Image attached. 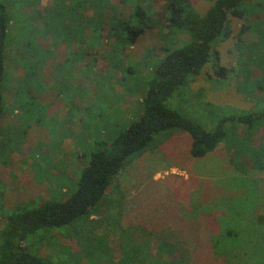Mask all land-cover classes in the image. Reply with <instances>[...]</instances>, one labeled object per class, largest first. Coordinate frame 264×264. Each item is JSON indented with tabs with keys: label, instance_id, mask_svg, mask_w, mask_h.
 <instances>
[{
	"label": "rangeland",
	"instance_id": "1",
	"mask_svg": "<svg viewBox=\"0 0 264 264\" xmlns=\"http://www.w3.org/2000/svg\"><path fill=\"white\" fill-rule=\"evenodd\" d=\"M5 1L9 12L18 16L11 22L9 39L30 37L38 29L41 38L39 44L34 42L38 57L29 59L38 63L35 79L27 76V59L19 47L6 50L0 230L17 207L37 206L75 191L77 170L88 159L84 156L137 115L147 72L161 58L160 49L180 46L187 39L179 28L146 29L124 50L119 69L115 67L120 60H111L106 29L97 49L69 44L75 41L69 29L77 14L81 11L84 23L91 24L95 5L106 18L113 13L127 18L139 5L157 23L152 15L167 14L165 0ZM185 1L200 15L214 2ZM255 2L264 8V0H247L235 14H228L226 37L214 44L217 63L203 66L166 101L207 131L228 112L264 108V89H258L264 88V14L258 19ZM48 7L41 26L26 20ZM90 31L86 28L83 37L89 47ZM257 31L262 32L259 37ZM128 66L133 72L124 75L121 84V72ZM222 67L234 69L236 75L232 70L222 82L217 75ZM226 127L236 141L235 152L228 151L226 139L201 158L191 157L187 133L157 135L144 153L128 160L94 215L36 232L22 246L47 264H264V127L254 131L249 148L241 141L249 134L245 127L237 134L233 123ZM162 241L169 244L161 243L160 248Z\"/></svg>",
	"mask_w": 264,
	"mask_h": 264
},
{
	"label": "trees",
	"instance_id": "2",
	"mask_svg": "<svg viewBox=\"0 0 264 264\" xmlns=\"http://www.w3.org/2000/svg\"><path fill=\"white\" fill-rule=\"evenodd\" d=\"M165 1L167 14L153 13L152 15L157 19V23L153 22L148 12L139 5L132 7L127 18H120L114 13L106 18L105 11L101 12V8H96L95 5V16L91 24L84 23L85 17L81 11L77 14L75 25H71L69 29L75 41L69 44L77 43V48L84 45L87 48L97 49L102 45V33L106 29V38L110 41V53L113 57L111 60L115 58L120 60L115 67L119 69L122 68L121 60L124 50L133 47L146 29L179 28L187 35V39L180 46L160 49L161 58L156 66L147 72L148 77L137 115L112 139L108 142L97 143L93 151L88 156H84L85 160L88 159L77 170V187L71 195L65 198L68 193L66 192L59 197L52 196L37 206L22 210H18L17 207L15 213L7 218L5 227L0 230V264H47L40 256L30 253L22 246L28 236L42 230L60 229L84 217L90 218L94 215L97 205L105 197L107 189L118 174L129 163L128 160L132 161L144 153L157 135L173 131L187 133L191 139L189 149L191 157L201 158L213 152L226 139L228 151L235 152L233 148L236 141L231 140L226 124L236 125L235 134L241 127L247 129L249 134L241 141L246 140L248 148L250 146L248 142L253 137L254 131L264 127V108L248 113L228 112L222 116L213 130L207 131L199 123L184 118L166 105L167 99L190 76L196 75L203 66L210 62L217 63V56L213 50L214 44L221 37H226L227 16L230 13L235 14L247 0H214L204 15L191 9L190 1ZM77 6L78 9H82L80 1ZM254 7H257L259 11L258 19L261 18L260 16L264 14L263 6L255 2ZM51 8L31 13L26 20L39 27L42 25V13H48ZM254 11L257 12V10ZM14 15L16 14L9 12L6 1L0 0V117L4 111L5 55L9 46L19 47L20 55L25 57V60L27 59L25 65L27 76L31 79L37 78L38 63L29 59L39 55L34 42L37 41L39 44L40 31L38 29L30 37L19 34L9 39L11 22L18 17ZM19 23L24 24L22 21ZM86 28L91 30L90 35L88 34L92 38L91 47L85 45L83 41V37L87 34ZM256 33L259 37L262 32L257 31ZM31 51L33 56L30 55ZM82 59L83 57H79V63ZM230 71L236 75L234 69L227 70L223 67L217 75L220 76L222 82H225L231 74ZM129 72L133 70L128 66L121 72V81L124 75L130 74ZM120 83L122 84L123 81ZM258 89L264 88L258 87ZM161 243L169 244L167 241H162L159 244L160 248ZM170 245L168 247L171 248ZM172 247L175 246L172 245ZM172 250L176 251V248Z\"/></svg>",
	"mask_w": 264,
	"mask_h": 264
}]
</instances>
